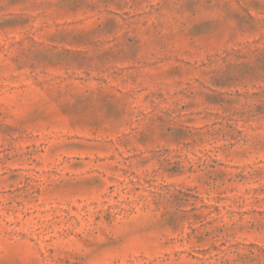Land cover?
<instances>
[{
  "label": "rangeland",
  "instance_id": "rangeland-1",
  "mask_svg": "<svg viewBox=\"0 0 264 264\" xmlns=\"http://www.w3.org/2000/svg\"><path fill=\"white\" fill-rule=\"evenodd\" d=\"M0 264H264V0H0Z\"/></svg>",
  "mask_w": 264,
  "mask_h": 264
}]
</instances>
